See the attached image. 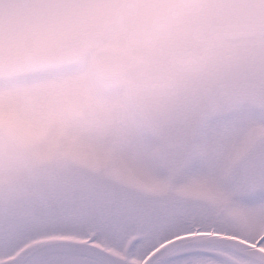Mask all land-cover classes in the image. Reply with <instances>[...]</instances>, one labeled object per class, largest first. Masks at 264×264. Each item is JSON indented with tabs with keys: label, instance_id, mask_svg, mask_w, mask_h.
<instances>
[{
	"label": "snow or ice",
	"instance_id": "6c2138e0",
	"mask_svg": "<svg viewBox=\"0 0 264 264\" xmlns=\"http://www.w3.org/2000/svg\"><path fill=\"white\" fill-rule=\"evenodd\" d=\"M0 264H264V0H0Z\"/></svg>",
	"mask_w": 264,
	"mask_h": 264
}]
</instances>
